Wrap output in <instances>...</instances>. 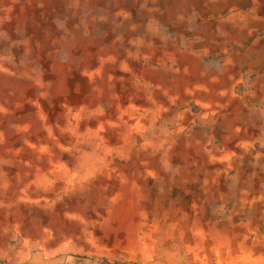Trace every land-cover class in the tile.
Masks as SVG:
<instances>
[{"label": "bare ground", "instance_id": "bare-ground-1", "mask_svg": "<svg viewBox=\"0 0 264 264\" xmlns=\"http://www.w3.org/2000/svg\"><path fill=\"white\" fill-rule=\"evenodd\" d=\"M0 264H264V0H0Z\"/></svg>", "mask_w": 264, "mask_h": 264}]
</instances>
